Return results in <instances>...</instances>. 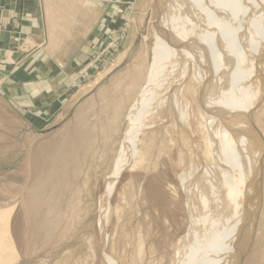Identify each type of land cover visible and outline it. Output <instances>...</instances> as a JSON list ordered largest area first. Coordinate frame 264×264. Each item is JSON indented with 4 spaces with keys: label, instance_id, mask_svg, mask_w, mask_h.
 I'll use <instances>...</instances> for the list:
<instances>
[{
    "label": "rangeland",
    "instance_id": "374dc122",
    "mask_svg": "<svg viewBox=\"0 0 264 264\" xmlns=\"http://www.w3.org/2000/svg\"><path fill=\"white\" fill-rule=\"evenodd\" d=\"M164 2L121 5L115 34L93 48L75 70L59 63L58 83H42L34 97L26 94L29 86L15 83L13 69L0 68V211L16 207V264L186 260L184 243L191 221L176 148L160 155L150 173L130 163L114 179L127 135L147 128L155 119L152 113L164 115L172 104L178 106L180 96L171 90L169 75L175 79L189 70V62L182 65L166 52L176 30L163 27L164 35H158ZM161 43L164 50L159 52ZM168 60L179 69L176 74ZM47 75L45 70L42 76ZM187 104L192 139L204 155L206 135L196 119L199 98H188ZM253 120L264 133V105ZM254 187L252 233L239 264H264V174ZM227 215L226 210L220 216L218 240L225 237L222 223ZM140 239L146 254L135 259ZM176 244L180 251L174 259Z\"/></svg>",
    "mask_w": 264,
    "mask_h": 264
},
{
    "label": "bare ground",
    "instance_id": "6f19581e",
    "mask_svg": "<svg viewBox=\"0 0 264 264\" xmlns=\"http://www.w3.org/2000/svg\"><path fill=\"white\" fill-rule=\"evenodd\" d=\"M163 4L164 26L158 35H164L163 27L176 30L166 52L171 51V59L183 61L182 65L189 62V70L185 75L172 74L175 79L169 75L171 90L180 96L178 106L172 104L164 115L152 113L155 119L148 121L147 128L127 135L114 179L130 163L146 171L157 168L160 155H170L176 148L191 221L182 264H239L252 233L254 184L264 174V133L253 120L264 105V0H165ZM168 64L175 68L169 60ZM196 96L202 109L196 119L206 135L204 155L192 139L187 115V100ZM15 210L0 211V264H16L19 259L12 228ZM226 210L225 237L218 240V222ZM136 251L135 259L145 256L143 240ZM179 251L176 244L174 259Z\"/></svg>",
    "mask_w": 264,
    "mask_h": 264
},
{
    "label": "crops",
    "instance_id": "0c3cea01",
    "mask_svg": "<svg viewBox=\"0 0 264 264\" xmlns=\"http://www.w3.org/2000/svg\"><path fill=\"white\" fill-rule=\"evenodd\" d=\"M134 1L0 0V68L13 69L15 83L29 86L26 94L34 97L42 83H58L59 63L75 70L113 36L121 5Z\"/></svg>",
    "mask_w": 264,
    "mask_h": 264
},
{
    "label": "water",
    "instance_id": "95a60500",
    "mask_svg": "<svg viewBox=\"0 0 264 264\" xmlns=\"http://www.w3.org/2000/svg\"><path fill=\"white\" fill-rule=\"evenodd\" d=\"M148 19H149V17L147 18V22H146V25H147V23H148Z\"/></svg>",
    "mask_w": 264,
    "mask_h": 264
}]
</instances>
